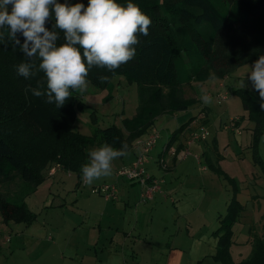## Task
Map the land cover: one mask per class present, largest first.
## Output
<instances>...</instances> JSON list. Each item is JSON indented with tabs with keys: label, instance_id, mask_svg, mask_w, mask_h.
<instances>
[{
	"label": "trees",
	"instance_id": "16d2710c",
	"mask_svg": "<svg viewBox=\"0 0 264 264\" xmlns=\"http://www.w3.org/2000/svg\"><path fill=\"white\" fill-rule=\"evenodd\" d=\"M117 2L121 5L132 2L140 7L151 19L149 35L138 34L139 43L134 46L135 57L114 70V73L94 66L86 79L97 89L109 88L112 78L117 75L134 82L138 87L134 115L125 117L122 127L114 124L102 127L93 125L91 134L87 135L73 128L76 110L81 109L82 102L78 92H72L73 97L60 108L54 103H47L46 97L36 100L30 95L14 92L10 99L8 95L1 94L0 113L10 110L11 114H5L0 119L6 132L0 129V181H19L11 198L0 192V220L4 223L27 224L35 218V213L26 206L24 198L43 181L53 165L58 164L74 172L79 184L86 185V182L82 183L81 167L89 160V147L96 145L99 148L107 143L117 150L127 144L129 149L134 139L144 136L154 125L156 117L189 107L195 99L185 95L184 86L200 78H209L210 72L218 78L224 77L234 68L252 63L264 54V0ZM54 23V19H51L46 22V27L51 30ZM19 38L23 42L24 38ZM63 42V33L60 32L57 43ZM16 46L7 40L5 34L0 39V59ZM22 59L27 62L25 56ZM217 61L220 62L219 66ZM43 75L42 72L38 74ZM102 76H106L107 80L102 82ZM18 78L25 80L24 77ZM231 91L239 94L246 113L238 117L237 124L242 119L253 123L249 147L254 162L261 164L258 144L264 135V110L260 109V98L255 97V91L250 88L236 87ZM3 98L10 102H5ZM187 123L179 125L171 133L160 154L174 144ZM211 144L215 147L214 139ZM175 145L176 153L172 158H176L181 151V143ZM216 170L221 173L218 167ZM229 181L236 187L235 181L230 178ZM237 209H240V204L233 198L232 213L228 214L231 217L222 224L217 257L224 264H264V234L253 241L251 254L246 259L235 262L229 255L230 220Z\"/></svg>",
	"mask_w": 264,
	"mask_h": 264
},
{
	"label": "rangeland",
	"instance_id": "374dc122",
	"mask_svg": "<svg viewBox=\"0 0 264 264\" xmlns=\"http://www.w3.org/2000/svg\"><path fill=\"white\" fill-rule=\"evenodd\" d=\"M57 2L64 3L65 0H57ZM68 3H83L87 6L88 0H68ZM218 5L221 6L219 3ZM23 56V52L20 51L19 45H17L7 56H3L0 59V95L6 94L10 99H12V93L14 92L25 95L26 87H35L36 80L43 78L37 75L34 78H30L28 82L26 81L27 79L22 80L18 78L22 76L17 74L16 66L24 62ZM254 62L242 64L224 77L218 78L216 76V80L200 78L203 80L197 79V81H192L190 85L184 86L185 95L194 97L195 100L190 102L187 110L178 111L173 114L174 116L162 114L155 118L152 127L158 130L159 137L153 146L152 153L155 152L157 154L163 149L167 139L177 126L190 117L191 119L194 118L199 111H203L205 120L203 119L202 122L208 131L205 141L211 144L213 138L215 139L219 150L224 153V158L221 159L220 163L226 166L231 163L229 161L232 159L239 158L242 170L238 174L240 176L238 178V186H240L238 197L247 204L249 216L256 222L260 216L264 215V176H262L260 167L252 164L251 151L245 147L251 135L249 129V126H251L250 121H240L239 129L241 130V134H236V132L224 129L223 127L224 124L229 122L230 118L245 113L239 94L232 92L231 88L241 87L240 82L243 80L248 85L246 88L251 86V82L247 80V73L250 71L249 66ZM219 63L217 61V66H219ZM218 81L223 82L224 86L219 87ZM224 90L228 91L227 98L224 100L217 99L216 94ZM205 92L213 98L212 103L209 105H205L200 99L201 95ZM27 95L34 97L31 91ZM255 97L260 98L259 93L255 92ZM35 99L37 100L38 97H35ZM79 99L82 100L81 109L77 108L76 110L73 128L83 134L90 135L93 125L102 127L114 124L117 127H122L123 119L125 117L130 118L135 113L138 102V87L134 82H128L123 76L117 75L112 78L111 86L106 89H97L89 84L87 92L81 95ZM3 100L10 102L4 98ZM7 104L10 106L9 103ZM5 114L10 115L11 111L6 110L1 112L0 119H3ZM176 119L179 123H177ZM0 129L3 131L1 124ZM3 133L6 132L3 131ZM261 138L264 139V135ZM262 142L264 140L260 142L258 152L264 158V144ZM96 148L97 146L94 145L89 147L88 151L90 152ZM190 152L194 151L190 150ZM237 152L239 153L236 154ZM118 162V158L112 162L111 176L101 178L94 181L91 185L87 184L85 187L77 184L75 174H72L71 177L67 176L64 170H59L58 175L54 177L46 176L36 190L24 198L26 206L36 213L35 218L31 222L27 224L4 223L0 220V264H62V261L58 259V254L59 251L64 250L65 243L69 241L75 245L81 239H86L90 235L86 228L93 224L95 218L93 215L84 218V212L87 209L89 211L87 213L92 214L94 212L92 209L94 208V204H88L90 200L87 195H93L102 199L101 195L99 196L98 193L92 191V187L98 184H109L123 180V177H117L115 175L116 170H113ZM145 168H149L147 162L145 163ZM195 170L199 174L202 173L197 168ZM220 179H224V177L220 176ZM166 180L169 179L166 178ZM173 180H176V177ZM242 180L243 182H241ZM167 183L169 184V181ZM18 186L19 181H15L14 183L3 182L1 183L0 192L11 198ZM227 189H229L228 185ZM202 190L203 188L197 194H202ZM223 197L224 194L222 193L217 199L216 208L213 207V214L216 216L218 212L223 213L225 211L222 202ZM201 198L202 195L196 196L193 199L198 200ZM168 201L170 203V200ZM204 201L207 202V200ZM176 204L178 205V203ZM183 224L181 220V230H185ZM216 225L213 228H216ZM254 225L256 226V224ZM233 230L237 241H243L249 236L248 226L240 222H236L233 225ZM6 237H9V239L5 240ZM203 240L205 243H208L213 241V238L210 236L204 238L203 236ZM239 247L240 255L236 252L239 248H234L236 249L233 251L234 258L246 257L250 252V247L242 245ZM194 249L195 247L193 246L191 250ZM67 250L70 251V248ZM67 254L65 253V255Z\"/></svg>",
	"mask_w": 264,
	"mask_h": 264
},
{
	"label": "crops",
	"instance_id": "0c3cea01",
	"mask_svg": "<svg viewBox=\"0 0 264 264\" xmlns=\"http://www.w3.org/2000/svg\"><path fill=\"white\" fill-rule=\"evenodd\" d=\"M219 83L218 81V85ZM249 88L254 90L252 86ZM254 91L258 93L256 90ZM202 108L205 109L204 106ZM170 115L174 116L173 114ZM203 119L204 117L201 120L203 121ZM188 120L181 123L184 124L188 121L179 138L173 142L174 145L180 143L182 145L176 158L166 157V164L162 167L157 163L161 151L156 154L155 152L152 153L154 147L150 150V158L147 162L149 168L146 169L154 177L160 179L159 188L154 192L151 199L141 201L139 193L143 187L137 182L125 178L113 182L117 187L118 194L115 200H105L103 197L100 199L93 195H87L90 200L88 204H94L92 214H88L87 209L84 212V218H88L90 215L95 218L93 224L86 228L91 236L88 235L86 239H81L75 245L69 241L66 242L64 250L59 251L58 254V259L62 261V264H224L217 257L216 252L219 236L223 232L222 224L226 218L231 217L228 214L232 213L231 202L233 198L240 204V209L234 212L235 214L230 220L229 229L232 232L228 252L235 262L244 260L251 254L253 241L264 234V215L254 222L253 218L249 216L247 204L238 197L240 193V186H238L240 176L238 174L242 170L239 158L232 159L229 161L231 163L226 166L221 164L220 161L224 158V153L219 150L216 142L215 147H213L207 141L192 142L188 149L190 147L189 150L194 152L184 155L183 151L187 147L185 141L189 128L187 126L194 129L199 126V121H201L192 124L189 123L191 117ZM244 120L248 121V119H242L241 122ZM177 123H179L178 120ZM249 123L251 124L249 126L251 134L253 123ZM239 124L237 125L240 128ZM236 134H241V130ZM250 140L245 145L248 150H250ZM262 140L264 139L261 138L259 144ZM132 145L128 149V156L118 158L119 162L113 169L114 171L134 159L137 150L133 149ZM193 153L200 154V159L197 160L194 157L193 159ZM254 161L251 156L252 164L259 166L262 170V176H264V158L261 159V164ZM195 165L197 170L202 172L201 174L197 173ZM216 167L220 169L221 173L216 170ZM59 170H64L70 177L75 174L55 164L48 170L47 177L58 175ZM220 176L224 179H220ZM174 177L176 180H173ZM229 178L235 181L236 187L232 185ZM76 180L79 184L77 175ZM15 181L17 180L12 183ZM227 185L229 189H227ZM85 186L87 183L83 187ZM201 187L203 188L202 194H200L202 198L193 199L200 196L197 193L201 191ZM222 193L224 194L222 202L225 211L223 213L218 212L216 216L213 214V207L216 208L215 204ZM181 220L185 230L180 229ZM236 222L248 226L249 236L243 241L235 239L233 225ZM214 225L216 228H213ZM18 235L20 236V234ZM203 236L204 238L210 236L213 241L205 243L204 240L202 241ZM241 245L250 247L249 254L246 257L243 256L244 258H234L233 251L236 250L234 248H239L236 252L240 255L239 246ZM193 246L195 249L191 250ZM68 248L70 251L67 250ZM65 253L68 254L65 255Z\"/></svg>",
	"mask_w": 264,
	"mask_h": 264
},
{
	"label": "clouds",
	"instance_id": "9594fccd",
	"mask_svg": "<svg viewBox=\"0 0 264 264\" xmlns=\"http://www.w3.org/2000/svg\"><path fill=\"white\" fill-rule=\"evenodd\" d=\"M51 19L55 23L49 30L46 22ZM150 24L151 19L132 2L121 5L117 0H88L85 6L69 4L68 0H0V39L6 34L27 58V62L16 66L17 74L25 79L44 74L35 87H26L25 93L46 97V102L57 108L73 97L72 92H87L86 78L92 67L114 73L132 60L138 34L148 36ZM60 32L64 42L58 45ZM20 36L24 38L22 44ZM249 68L247 80L259 93L260 109L264 110V55ZM100 79L103 82L107 77ZM209 79L216 80L215 73H210ZM240 84L242 89L248 86L245 80ZM200 99L209 105L213 98L205 92ZM128 155L127 144L119 150L107 143L91 150L88 162L81 167L83 180L91 185L111 176L112 162Z\"/></svg>",
	"mask_w": 264,
	"mask_h": 264
},
{
	"label": "built area",
	"instance_id": "2783aa9c",
	"mask_svg": "<svg viewBox=\"0 0 264 264\" xmlns=\"http://www.w3.org/2000/svg\"><path fill=\"white\" fill-rule=\"evenodd\" d=\"M219 86H222V83H219ZM228 96V91L224 90L216 94V98L219 100H224ZM204 117L203 111H199L198 114L190 120L189 123H196ZM238 117H232L229 119V122L224 124V129H230L233 132H240V129L237 125ZM189 127V128H188ZM188 128V136L185 141L186 148L183 151L184 155L191 154L188 146L195 141H201L206 139L208 131L206 130L204 124L199 121V126L192 129L190 126ZM159 137V132L155 127H151L148 132L141 137H137L133 142V149L137 150L134 156V159L121 167H118L115 171L117 177H123L128 180H133L140 184L143 188L139 193V199L141 201L149 200L153 197L154 192L159 188V181L156 177L152 176L151 173L145 168V163L148 162L150 158V150L156 143L157 138ZM176 153V145H169L162 154L159 155L157 163L162 167L166 164V157H172ZM195 159L199 160L200 157L198 154L193 153ZM85 181L83 180L82 183ZM92 191L103 196L105 200H115L118 197L117 187L115 183L109 184H98L92 187ZM7 240L9 237H6Z\"/></svg>",
	"mask_w": 264,
	"mask_h": 264
}]
</instances>
